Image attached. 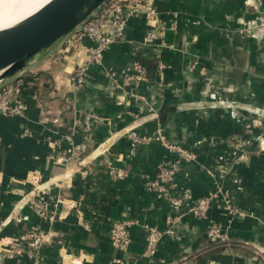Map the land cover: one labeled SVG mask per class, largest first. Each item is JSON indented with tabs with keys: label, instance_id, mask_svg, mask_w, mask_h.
<instances>
[{
	"label": "crops",
	"instance_id": "1",
	"mask_svg": "<svg viewBox=\"0 0 264 264\" xmlns=\"http://www.w3.org/2000/svg\"><path fill=\"white\" fill-rule=\"evenodd\" d=\"M144 3L161 37L145 41L144 13L132 14L84 85L72 73L85 52L68 35L18 75L28 109L0 115V264H264V0ZM131 130L150 140L132 143ZM169 144L194 158L179 159L163 195L145 182L177 158ZM34 198L49 216L32 210ZM120 219L132 222L126 251L108 238ZM210 223L226 240H209ZM32 226L39 250L9 252ZM150 227L163 234L147 255Z\"/></svg>",
	"mask_w": 264,
	"mask_h": 264
},
{
	"label": "built area",
	"instance_id": "2",
	"mask_svg": "<svg viewBox=\"0 0 264 264\" xmlns=\"http://www.w3.org/2000/svg\"><path fill=\"white\" fill-rule=\"evenodd\" d=\"M144 13L146 24L144 40L153 42L162 35V25L158 20V12L152 4L144 3V0H106L91 15H89L78 27L68 34L66 44L71 47H82L85 52L84 60L78 63L72 73V79L75 86L80 87L88 79V69L93 64L101 61L103 52L114 42L124 37L126 23L129 17L136 13ZM138 78L144 77V68L141 65H135ZM164 65L157 64L158 75L161 76ZM24 80L21 76L9 80L0 86V115L13 117L23 116L28 109V103L23 96ZM128 137L131 142L146 143L150 137L139 136L133 130L129 131ZM156 138H162L156 135ZM168 147L177 154V158L172 161H162L157 166L155 176L148 179L146 188L151 191L160 192L168 195L169 183L173 175L179 168V159H193L194 154L179 147L169 144ZM36 180V178L34 179ZM208 198H201L193 205L192 211L198 217H204L208 209ZM32 210L39 217L49 216V203L45 199L34 198L30 200ZM170 222L169 220L167 221ZM132 222L128 219L114 221L109 229V242L118 250L126 251L130 243L129 227ZM163 232L155 227H150L147 233V247L145 253L151 255L154 253L157 241ZM207 236L210 241L226 240V232L219 223H210L207 228ZM43 240V233L38 226H32L8 242V251L13 254H22L25 250L34 252L39 250ZM119 262V259H114ZM29 264H40L38 258H33Z\"/></svg>",
	"mask_w": 264,
	"mask_h": 264
},
{
	"label": "water",
	"instance_id": "3",
	"mask_svg": "<svg viewBox=\"0 0 264 264\" xmlns=\"http://www.w3.org/2000/svg\"><path fill=\"white\" fill-rule=\"evenodd\" d=\"M106 0H49L24 20L0 30V86L39 53L67 36ZM152 76V66L147 70Z\"/></svg>",
	"mask_w": 264,
	"mask_h": 264
},
{
	"label": "bare ground",
	"instance_id": "4",
	"mask_svg": "<svg viewBox=\"0 0 264 264\" xmlns=\"http://www.w3.org/2000/svg\"><path fill=\"white\" fill-rule=\"evenodd\" d=\"M49 0H0V30L24 20ZM2 70H0L1 73Z\"/></svg>",
	"mask_w": 264,
	"mask_h": 264
},
{
	"label": "rangeland",
	"instance_id": "5",
	"mask_svg": "<svg viewBox=\"0 0 264 264\" xmlns=\"http://www.w3.org/2000/svg\"><path fill=\"white\" fill-rule=\"evenodd\" d=\"M159 76V75H158ZM212 197V195H206L203 198H208L209 199V203H210V198ZM209 203H208V207H209ZM8 240V239H7Z\"/></svg>",
	"mask_w": 264,
	"mask_h": 264
}]
</instances>
